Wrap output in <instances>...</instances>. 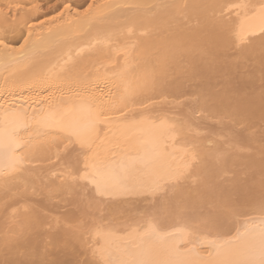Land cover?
Instances as JSON below:
<instances>
[{"label":"bare ground","instance_id":"6f19581e","mask_svg":"<svg viewBox=\"0 0 264 264\" xmlns=\"http://www.w3.org/2000/svg\"><path fill=\"white\" fill-rule=\"evenodd\" d=\"M43 1L0 0V264H264L217 133L264 148V0Z\"/></svg>","mask_w":264,"mask_h":264},{"label":"rangeland","instance_id":"374dc122","mask_svg":"<svg viewBox=\"0 0 264 264\" xmlns=\"http://www.w3.org/2000/svg\"><path fill=\"white\" fill-rule=\"evenodd\" d=\"M45 1H47V0H44L43 2H45ZM50 2H52L53 1V4H54V0H49ZM48 1V3H49V6L50 5H52V3H50ZM76 1V0H75ZM80 1V0H79ZM78 0L76 1V2H79ZM82 2V1H81ZM47 3V2H46ZM250 70V69H249ZM248 71V70H247ZM235 82H237L236 84H235ZM258 83H260V81L258 82ZM262 83V82H261ZM261 83L260 84H258V85H261ZM233 86H235V87H237L238 85V87H240V85H243V84H238V81H234L233 82V84H232ZM244 86V85H243ZM243 86L242 87H240V89H242L243 88ZM246 86V85H245ZM247 87V86H246ZM245 88V87H244ZM247 89H249V88H246V89H244L245 91L247 90ZM242 93H244L243 92V90L241 91ZM184 102H186L185 101V99H184ZM187 103H188V101H187ZM187 103H182L183 105H186ZM181 105V104H180ZM179 105V106H180ZM185 107V106H184ZM184 107H179V109L180 108H184ZM177 111H179L178 109H176ZM175 111V110H174ZM213 122V121H212ZM211 122V123H212ZM205 123V122H204ZM214 123V122H213ZM212 123V124H213ZM217 123V122H216ZM215 123V125L213 124V126L211 127L212 129H213V127L214 128H216L217 126L219 127L218 129V132H217V130L215 131V132H217L218 134H223V137H221V138H219V140L222 142H226V143H228V144H230V146H233V147H235V146H239V145H241L242 147H243V149H242V151H241V154H243L239 159L241 160V159H243L242 157H245L246 158V161H249V160H251V158H255V161H253V165L251 164V165H249V168H248V166L247 167H243V165H236L237 163H235V158H234V156H232V165H230L231 167L233 166V168H231L230 170H229V168H228V170H229V172L228 173H225V175H223V176H226V178L225 179H230V178H234V177H236L237 178V180L239 179L240 181L238 182V181H236V179L234 178V182L236 183V186H234V182H233V186L234 187H238L237 186V184L239 183L240 184V182H241V184L239 185V186H244V188H242V187H240L239 189H237V190H239L240 191V189L242 188V189H244V191L246 190L247 192H248V194H249V196H246V195H248V194H246V191H245V196H241L240 195V192L238 191V192H236L237 190H235L234 188H233V190H235V191H233V192H231L230 193V195H231V197H230V199H229V201H230V205L231 206H229L227 203V205H228V207L226 206V208H225V211L226 212H229V214H228V216H231V214L232 213H234L235 211H242V210H248V209H250L251 208V206L253 205L252 203H253V201H255V200H262V199H264V151H262L261 152V148H262V150L264 149L263 147H259V149H260V153L258 152L257 154H255L254 156L252 155V154H254V153H256L257 152V149L256 148H253V146H254V144L255 143H253V142H250V141H247V142H240V141H238L237 142V144H235L234 142H230V140L229 139H231L232 137V134H227V132H226V130L225 129H223V128H221L220 129V127H222L223 125H217ZM207 124H210V123H208V122H206L205 124H200V126L204 129L205 127H206V125ZM211 124V125H212ZM217 125V126H216ZM209 127V126H208ZM207 127V128H208ZM209 127V128H210ZM210 128V129H211ZM236 128H238V129H241V128H243V126H242V124H239L237 127H233L232 129H236ZM211 129V130H212ZM213 130H215V129H213ZM212 130V131H213ZM205 130H203V134H207V132L205 133L204 132ZM208 131V130H207ZM210 131V130H209ZM240 132H242L243 134H245V136H252V137H255L257 134L258 135H260L259 137H261L262 139H261V141H263L264 142V120H252L251 121V124L249 125V129L248 130H245V131H243V129H241V131ZM257 137V136H256ZM254 139H258V137L257 138H254ZM259 140V139H258ZM262 142V143H263ZM264 144V143H263ZM261 146H263V145H261ZM232 151V150H231ZM245 158H244V160H245ZM241 164V163H240ZM227 171V170H226ZM236 175V176H235ZM222 175L221 176H219V178H218V180L221 178V177H223ZM228 177V178H227ZM217 180V179H216ZM222 180V179H221ZM213 181V180H212ZM211 181V182H212ZM226 181H228V180H226ZM230 181V180H229ZM228 181V182H229ZM207 182H209V180L208 181H206V184H207ZM220 182V180L217 182H214V183H208V184H210V186L207 184V187L209 186V187H211V186H213V188H214V186L215 185H213V184H215V183H219ZM231 182V183H232ZM238 182V183H237ZM230 183V182H229ZM205 184V185H206ZM222 184H223V182H222ZM221 184V185H222ZM225 184V185H224ZM224 184L222 185V186H224V188L226 187V186H228V185H226L227 183L226 182H224ZM190 186H192V185H190ZM200 187L199 188H201V186L202 185H199ZM230 186V185H229ZM246 186V187H245ZM206 186L204 187V188H206V189H208ZM190 188V187H189ZM199 188H198V186L196 187V191H194V193L193 192H191L192 194V196L194 195V198H196V199H198V200H196V204H198V205H196V206H198L199 208H197L198 209V211H200V212H203L204 210H207L206 208H208V209H211V211L213 212V210H212V208L213 209H215L216 211L219 209V211H220V209L222 208L221 206L223 205H221V203L220 204H217V202L219 203V201H217L216 203H215V199H214V204L213 203H209L208 201V204L206 203V202H203L204 204L206 203L207 205H202V201H199V197H200V195L203 193H201V194H198V191H201V190H203V186H202V188H201V190H199ZM229 188V187H228ZM227 188V189H228ZM232 187H230V189H231ZM245 188H247V189H245ZM209 189H211V188H209ZM206 190V191H209L210 192V190ZM216 189H217V187H216ZM226 189V188H225ZM242 189H241V191H242ZM213 191H215V189H212ZM211 190V191H212ZM229 190V189H228ZM203 191H205V190H203ZM205 191V192H206ZM212 191V192H213ZM230 191H232V190H230ZM217 192V191H216ZM215 192V193H216ZM221 192H223V191H221ZM229 192V191H228ZM216 194H219V197H220V191H218ZM228 195H229V193H227ZM226 194V195H227ZM242 194V193H241ZM196 195H198V197L196 196ZM210 195H211V193H210ZM209 195V193L208 192H206V196H205V194H204V197H201V198H205L206 200H209V197L211 198V199H213L212 197L213 196H215V195H211L210 196ZM221 195H225L224 193H222ZM242 195H244V192H243V194ZM196 196V197H195ZM203 196V195H202ZM217 198H218V195L216 196ZM248 197V199H246ZM193 198V199H194ZM220 198H222V197H220ZM220 198H219V200H220ZM250 198V199H249ZM223 199H224V197H223ZM222 199V200H223ZM205 201V200H204ZM211 201V200H210ZM211 201V202H212ZM221 202H224V201H221ZM225 202H226V200H225ZM67 203H69V202H66L65 203V205L67 204ZM199 203H201V204H199ZM81 204V203H80ZM80 204H71V206H69L70 205V203L69 204H67L66 205V207L65 208H63V207H61V208H59L58 210V212H57V214L59 213V215H57V218H59V220H61L60 221V223L62 222V224H64L65 225V227H67V225L69 226V224L70 223H64V220H66L67 218V216L68 215H73V212H74V217H82V216H80L81 214H82V211L81 210H79L80 209V207H82ZM176 204V202H172V204H170V205H172V206H174ZM78 205H80V206H78ZM199 205H202L203 207H200ZM221 205V206H220ZM74 206L75 207H77V209H78V211L76 212L74 209ZM170 207V206H169ZM175 208V207H174ZM73 211H72V210ZM76 209V210H77ZM176 209V208H175ZM196 209V210H197ZM61 210V211H60ZM171 210H173L174 211V209H171ZM222 211H224V209H221ZM234 210V211H233ZM72 213H71V212ZM176 211V210H175ZM208 211V210H207ZM215 211V212H216ZM233 211V212H232ZM237 211V212H238ZM61 212V213H60ZM79 212H81V213H79ZM205 212V211H204ZM211 212V213H212ZM231 212V213H230ZM207 212H205V215H204V213L202 214H200V215H202V217H207L206 214ZM217 213L218 212H216V215H217ZM66 214H67V216H66ZM78 214V215H77ZM80 214V215H79ZM209 214V213H208ZM220 214V213H219ZM222 215H223V217L224 218H227L228 216L227 215H224L223 213H221ZM124 216V214L122 213V214H120V216ZM125 215H126V213H125ZM210 217H211V220H212V216L211 215H209ZM209 216H208V218H209ZM215 216V215H214ZM62 218V219H61ZM215 218V217H214ZM210 219V218H209ZM219 219V218H218ZM86 220H87V218H86ZM86 220L84 219V221L86 222ZM215 221H217V219H214ZM220 221L222 220V219H219ZM213 221V220H212ZM77 222H79V221H77ZM84 222V223H85ZM60 223L58 224V225H60ZM72 223L73 222H71V225H72ZM75 223H76V221H75ZM80 223H81V221H80ZM82 223H83V221H82ZM81 223V224H82ZM77 224H79V223H77ZM70 225V226H71ZM74 226H75V224H73ZM72 225V226H73ZM71 226V227H72ZM53 231V230H52Z\"/></svg>","mask_w":264,"mask_h":264}]
</instances>
